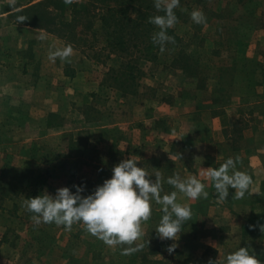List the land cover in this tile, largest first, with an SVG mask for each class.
<instances>
[{"label":"crops","instance_id":"crops-1","mask_svg":"<svg viewBox=\"0 0 264 264\" xmlns=\"http://www.w3.org/2000/svg\"><path fill=\"white\" fill-rule=\"evenodd\" d=\"M36 2L15 0L13 5L12 0H0V157L5 158L3 167L14 165L29 169V181L35 180L39 166L65 164L69 172L71 141L76 142L78 133L110 132L113 137L109 146L125 151V159L139 157L137 161H141L153 181L159 170L161 196L178 192L167 183V179L176 174L185 180L196 176L205 183L209 193L206 200H191L179 192L177 196V202L187 204L193 213L182 228L199 226L207 230L200 238L203 244H219L226 235L230 236L228 240L237 234L241 238V232L249 225L264 224L263 85L260 76L252 81L246 76V61L259 57L240 40L244 37H240V30H237L235 45L222 46L216 45L215 38H223L224 31H207L205 36L198 31H183L179 35L178 31H172L169 36L176 39L200 38L201 44L204 41L207 46L197 49L213 57L233 55L232 70L229 69L231 61L225 59L221 67L216 68L222 70L221 74L217 72L219 76L206 78L207 89L202 90L197 85L199 80L188 76L178 60V64L174 59L158 63L155 78L159 82V96L135 104L128 96L116 99L113 88L103 87L95 77L97 65L87 60L81 48L71 45L73 54L67 60H49L50 51L66 47L63 39L48 30L17 22V17ZM201 4L203 8L199 9L198 4L186 3L191 11L205 10L211 14L209 19L212 15L216 17L210 13L208 3ZM220 16L217 14L214 20ZM156 53L166 52L161 53L158 48L152 54ZM172 53L174 57L178 54ZM165 92L174 95L165 96ZM75 120L79 121L74 124ZM88 144H92V140ZM237 156L240 162L236 170L251 176L253 183L244 198L235 199V190L230 188L227 200L221 202L214 183L203 171L218 169L228 158ZM123 160L113 159L111 166ZM52 172L53 169L50 174ZM153 208L163 214V205ZM255 230L260 231L258 227ZM259 234L263 236L258 239L260 246H264V233ZM12 254L8 259L0 252V260L3 263L20 260L21 256Z\"/></svg>","mask_w":264,"mask_h":264},{"label":"rangeland","instance_id":"rangeland-1","mask_svg":"<svg viewBox=\"0 0 264 264\" xmlns=\"http://www.w3.org/2000/svg\"><path fill=\"white\" fill-rule=\"evenodd\" d=\"M19 1L25 3L32 0ZM41 1L43 0H37L35 4L29 6L22 12V16L27 17L26 21L30 22L33 27L48 30L58 38H61L62 33L65 32L68 37L63 39L65 46L70 44L73 48L82 49L87 60L97 65L95 66L97 80L101 81L105 89L113 88V96L118 100L128 96L129 101L136 104L159 96V89H157L159 82L155 78L159 72L158 63L173 62V59L177 63L178 60L185 67L188 76L199 80L197 85L199 84L198 88L202 90L207 89L206 78H214L221 74L222 70L219 71L216 68L221 67L225 59L231 61L229 64V69H231L232 62L235 61L233 55L225 56L224 54L223 57L216 58L203 49L199 51L197 48L207 46L206 43L203 41L201 44V39L194 36L179 39L177 35L183 31L190 33L198 31L203 36L207 34V31L219 33L224 31L223 38H215L216 45L222 46L235 45L237 30H240V37L244 35L240 40L246 44V47L254 49L256 57H259V59L246 61V76L250 81L260 76L264 94V0H180V7L174 10L175 14L180 17V21L169 29L178 31L176 36L179 40L174 38L175 44H167L166 53H156L150 56L138 52V49L143 46L139 40L138 42L134 40L138 43V48H132V42H130L123 44L121 48L118 47L116 51L110 50L107 32L100 29L97 22H93L96 10L86 13L82 9L87 1L73 0V3L79 5L77 9H81V12L75 15L70 14L69 7L65 14L54 10L53 5L49 8L43 6L36 8ZM151 1L155 3V0ZM202 2L209 4V9L212 11L210 13L215 14L216 17L212 15L209 19L211 14L201 10L206 17V24L198 25L191 20L192 11L187 5L198 4L200 9L203 8ZM217 14L223 17L220 16L221 19L214 20ZM148 19L150 17H145L146 21ZM61 22L70 23L73 28H60ZM158 31L159 28L151 24L149 28L145 27L143 30V37L153 36ZM173 51L178 53L176 57L173 56ZM128 63L134 67L133 72L136 76L134 84L131 81H124L125 76L121 75V71L126 69ZM257 63L261 66L259 67ZM217 72L218 75H216ZM230 73L229 75L233 77ZM233 74L235 75L236 71ZM210 88L212 89L211 86ZM214 88L217 89L215 85ZM167 95L174 94L165 92V96ZM78 121L75 120L74 124ZM110 137H113V133L103 131H94L92 134L78 133L76 142L71 141L69 172L65 164L63 166H39L40 170L36 172L34 181L27 180L29 169L24 170L14 165L3 167L2 161L5 158L0 157V249H4L0 252L8 256V259L13 257L12 253L21 256L20 260L14 263H3L0 260V264H29L30 260V264H208L210 258L216 260L220 257L222 262H226L228 254L246 246L250 248V254L254 251L256 257L261 260V264H264V246L263 244L260 246L258 241L263 237L259 234L261 231L249 228L241 232V238L237 234L236 237L228 240L230 236L226 235L222 242L219 241L216 245H206L200 242V238L207 234V230L199 226L195 229L182 228L176 241L161 240L156 229L163 214L154 211L153 206L159 205L154 200L152 201L151 219L142 224L144 236L131 246L136 247L143 243L144 247L139 251H132V254L130 252L123 254L124 249L130 247L128 245L106 246L103 241L90 235L82 224H74L70 231L54 223L34 224L31 220L32 213L23 207L24 199L35 198L45 191L55 196L56 190L63 187H68L75 193L76 189L73 185L84 187L85 191L82 195L87 196L92 194L97 186H102L105 180L112 178L114 168L111 166L112 161L113 159L117 161L125 159L123 154L125 151L112 148L113 145L109 146ZM89 140H92V144H88ZM137 162V167L145 168L141 161ZM52 169L53 174H50ZM231 233L235 235L234 231ZM173 243L177 247L170 255L167 248Z\"/></svg>","mask_w":264,"mask_h":264},{"label":"clouds","instance_id":"clouds-1","mask_svg":"<svg viewBox=\"0 0 264 264\" xmlns=\"http://www.w3.org/2000/svg\"><path fill=\"white\" fill-rule=\"evenodd\" d=\"M13 5L15 0H12ZM65 4L73 3V0H64ZM154 7L163 15H157L149 19V23L159 28L152 36V43L159 46L161 53L166 50L167 44H175V39L168 35V30L178 22L175 9L180 7V0H155ZM186 11V9H185ZM191 20L196 24H206V17L200 10L190 13ZM27 17L18 16V24L24 23ZM73 54V48L69 44L63 49L49 52V60L55 62L56 58L67 60ZM139 157L131 156L116 165L112 172V178L97 186L94 192L84 196L85 188L73 185L76 189L73 193L68 187L56 190L55 196L45 191L35 198H27L23 201V207L32 213L31 220L34 224H52L64 226L70 231L74 224H82L85 230L92 236L103 241L106 246L116 247L128 245L123 254L139 251L144 247L143 243L131 247L144 236L142 224L151 219L152 201L163 205L162 218L156 229L161 240L176 241L181 233L182 225L192 219V210L187 204L177 202L178 192L191 200L200 198L208 199L209 193L205 190V183L196 176L182 179L179 174L169 177L167 183L177 191L161 196L163 190L159 170L155 173V181L151 179L144 168L137 167ZM240 162L239 156L228 158L218 169L208 168L203 174L213 183L218 193V200L223 202L229 196V189H234L235 199L244 198L253 181L248 174L237 171L236 165ZM231 171V175L229 174ZM264 233V224L249 225L250 230L256 228ZM177 245L173 243L167 248L171 255ZM249 247H240L237 251L228 254L226 262L219 257L216 260L209 259L208 264H261L254 251L249 252Z\"/></svg>","mask_w":264,"mask_h":264},{"label":"trees","instance_id":"trees-1","mask_svg":"<svg viewBox=\"0 0 264 264\" xmlns=\"http://www.w3.org/2000/svg\"><path fill=\"white\" fill-rule=\"evenodd\" d=\"M82 9L86 13L96 10L94 15V21L97 22L100 29H104L107 32L108 48L116 51L118 47H122L125 43L132 42V48H138V40L142 43V48L138 49L139 53L145 56H150L159 48V46L152 43V36L147 35L143 37V30L145 27H150L149 19L146 21L145 17H154L157 15H163V12H156L154 2L151 0H85ZM36 8L43 6L49 8L54 6V10L64 13L70 8V14H79L81 9L78 8V3L65 4L64 0H43L37 4ZM76 8V9H75ZM77 17V16H75ZM30 24V22L25 21ZM60 28H70L73 26L70 23L60 24ZM63 32V31H62ZM96 34V32H94ZM172 31L168 30V35H171ZM62 39L68 38L67 35L62 33ZM143 38L145 40L143 41ZM175 38V37H174ZM136 40V41H134ZM136 42V43H135ZM123 50V49H122ZM126 50V49H125ZM133 65L128 63L125 70L121 71V75L125 76L124 81H131L132 84L136 79L133 72ZM118 80V78H116Z\"/></svg>","mask_w":264,"mask_h":264}]
</instances>
